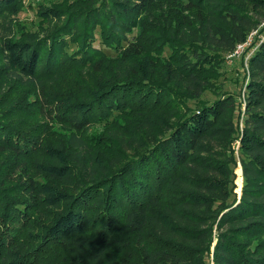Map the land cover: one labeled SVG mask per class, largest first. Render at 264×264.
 <instances>
[{"label":"trees","instance_id":"1","mask_svg":"<svg viewBox=\"0 0 264 264\" xmlns=\"http://www.w3.org/2000/svg\"><path fill=\"white\" fill-rule=\"evenodd\" d=\"M248 6L264 0H64L17 40L23 0H0V264H264V39L242 124L231 97L183 111L213 43L246 42Z\"/></svg>","mask_w":264,"mask_h":264},{"label":"rangeland","instance_id":"2","mask_svg":"<svg viewBox=\"0 0 264 264\" xmlns=\"http://www.w3.org/2000/svg\"><path fill=\"white\" fill-rule=\"evenodd\" d=\"M73 2L75 0H68ZM64 0H23L24 7L22 12L16 16L9 18V22H12L13 31L9 32V36H13L14 39H21L24 35H43V31L48 29V25L44 24L42 18L37 13L39 5L46 7H55L61 5ZM248 17L253 21L254 27L251 28L246 42L239 43L234 50H223L218 43H213L211 47L214 51V64L212 67L214 75L209 80V85L205 92L196 99H189L184 112L188 110H195L204 105H211L220 99H227L231 97L234 101L236 113L234 115V121L242 124L245 118V106L246 97L245 90L247 81L250 76L249 59L251 55L258 49L262 40L264 39V9L258 11L252 10V6L247 7ZM3 26H0V38L7 34ZM244 44V45H243ZM241 45H243L241 47ZM96 46L101 48L112 58L116 57V53L110 49L105 48L98 39ZM75 47L72 45L70 50ZM213 53V52H212ZM170 51L165 50V57L169 56ZM71 77L63 78L59 82H56L55 86L48 88L52 90L65 91L70 85ZM71 86V85H70ZM33 86H23L21 88L14 89L15 98L18 99L26 93H33ZM35 122L42 121L41 118L34 119ZM52 126V125H51ZM56 128V126H55ZM56 130H59L57 128ZM232 146L235 150V155L238 158V143L233 142ZM234 171V193L239 199L242 194L243 186V171L239 159L237 165L232 166ZM213 262L212 258L209 260Z\"/></svg>","mask_w":264,"mask_h":264},{"label":"built area","instance_id":"3","mask_svg":"<svg viewBox=\"0 0 264 264\" xmlns=\"http://www.w3.org/2000/svg\"><path fill=\"white\" fill-rule=\"evenodd\" d=\"M243 45H244V44H243ZM243 45H241V47H242Z\"/></svg>","mask_w":264,"mask_h":264}]
</instances>
